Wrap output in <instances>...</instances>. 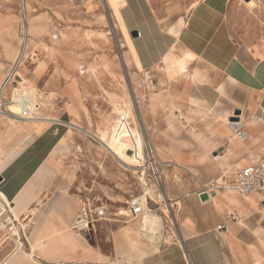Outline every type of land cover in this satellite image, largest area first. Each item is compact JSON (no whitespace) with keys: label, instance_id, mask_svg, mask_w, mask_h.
<instances>
[{"label":"crops","instance_id":"obj_1","mask_svg":"<svg viewBox=\"0 0 264 264\" xmlns=\"http://www.w3.org/2000/svg\"><path fill=\"white\" fill-rule=\"evenodd\" d=\"M127 1V27L142 34L133 42L143 70L132 62L153 89L144 104L148 136L158 157L173 165L165 191L179 203L175 236L169 238V231L157 248L140 236L138 220L119 214L139 191L119 213L96 217L91 236L71 231L85 199L76 192L81 153L71 129L54 121L95 124L97 132L115 121L110 126L92 94L96 88L84 85L74 69H57L32 52L20 81L37 92L41 115L49 119L0 117V203L7 208L0 210L6 224L0 227V254L6 255L0 264H264V193L223 192L205 201L196 195L227 172L264 160V46H241L264 45V0H251L255 7L202 0L177 36L162 28L149 0ZM142 19L154 28L138 26ZM3 24L0 84L17 55L15 32ZM235 117L244 140L229 123ZM65 139L66 152L56 148ZM231 213L235 221L228 219Z\"/></svg>","mask_w":264,"mask_h":264},{"label":"rangeland","instance_id":"obj_2","mask_svg":"<svg viewBox=\"0 0 264 264\" xmlns=\"http://www.w3.org/2000/svg\"><path fill=\"white\" fill-rule=\"evenodd\" d=\"M200 1L202 0H149L162 28L175 36L183 25V18ZM25 2L27 22L22 12L21 0H0V30H4L1 27L6 21L9 25L7 31L15 32L11 40L16 39L18 51L19 29L23 22L27 24L31 37L27 55L36 52L40 60H51L57 69H74V73L82 77L84 85L96 88L92 94L98 95V103L104 105L106 110L102 115L109 117L110 126L115 121L111 128L109 127L110 130L99 132L95 124H75L91 134L72 130L73 140L79 148L82 161L76 192L90 199L93 209L100 208L102 214L105 213L103 217H110L112 212H118L120 206H125L122 202L132 197L136 193L134 191H139V183L134 170L130 168L129 171H124L99 139L123 155L126 146L131 144L130 139L134 137V132L142 133L144 144L142 147L140 143V148L144 151L146 139L151 140L144 109L148 94L153 92L152 88H148L150 77L144 72L137 75L126 37L118 28L107 0ZM125 9L126 7H121L124 16ZM145 23L144 19L137 20L138 26H145L150 30L154 28L150 21H147V25ZM129 37L132 39L130 33ZM241 46L258 51V47L263 48L264 45ZM85 70L86 74L81 75V71ZM68 78L66 76V79ZM18 84L27 87L29 91L26 105L37 117H43V106L37 92L29 90L30 86L20 81V78ZM16 86L17 84L11 87L7 97H11ZM4 256L5 253L0 254V262Z\"/></svg>","mask_w":264,"mask_h":264},{"label":"built area","instance_id":"obj_3","mask_svg":"<svg viewBox=\"0 0 264 264\" xmlns=\"http://www.w3.org/2000/svg\"><path fill=\"white\" fill-rule=\"evenodd\" d=\"M117 2L119 4L127 2L128 4L127 0H117ZM21 8L27 22V5L25 0H21ZM141 36L142 34L139 32L138 37ZM30 38L27 24L23 22L19 29V48L17 55L11 63L8 73L0 84V117H9L12 120H36L30 116L29 110L26 107H24L23 115L12 113L9 109L10 105L13 104L12 94L11 97H7L8 91L11 87L16 84V87H19L18 79L30 57L27 55ZM255 121H261V118L256 117ZM54 122L67 125L70 129L72 128L71 124H66L60 120ZM229 123L232 124L236 133L239 134L238 137L241 140H244L246 135L241 131L243 127L242 121H231ZM72 129L74 131H79L74 126ZM172 167L173 165L171 163L163 162L158 157L154 144L151 140L146 139L144 162L141 166L135 167L133 171L139 183V194L131 198L126 214L121 215L131 220H138L140 222V236L149 243L151 242L147 239L145 231L141 227V219H144L145 214L147 213L161 215L164 220L165 228L163 230L162 242L157 248H161L163 243L166 242L165 238L167 239L169 231L171 234L169 235V238L175 236L174 228L178 222L177 216L180 211L179 203L170 199L165 191L169 172ZM223 192L236 193L246 197L256 193H264V160L252 163L241 169L237 168L234 171L227 172L221 179L212 180L203 185L196 195L200 199L202 196L206 195L209 199L215 194ZM189 197L190 195H186L184 198L187 199ZM149 201L154 202L156 208H151L149 206ZM80 203L81 210L70 229L75 233L91 236L92 231H94L93 224L96 221L95 216H101L102 211L99 208L93 209L90 199H82ZM0 210L4 213L7 208L0 203ZM229 218L234 221L236 220V216L233 213L229 215L228 219ZM222 228L224 227H218L219 230Z\"/></svg>","mask_w":264,"mask_h":264},{"label":"bare ground","instance_id":"obj_4","mask_svg":"<svg viewBox=\"0 0 264 264\" xmlns=\"http://www.w3.org/2000/svg\"><path fill=\"white\" fill-rule=\"evenodd\" d=\"M255 3L247 2V5H249V7H255ZM107 4L111 8V10L113 11L114 17L117 21L118 28L124 33V35L126 37V42L129 45L130 53L132 54V56L134 58V62L136 64L137 68L142 71L143 67H142V64L139 60L136 47L134 45L135 42H133V40L129 37L130 32H129V29L127 27L124 15H123L122 10H121V7L123 9V7L125 8L126 5H128L127 2H124L123 4H119L117 2V0H107ZM28 96H29V91L24 86L15 87L14 91L12 93L13 104L10 105V108H9L10 111L16 115H23L24 107H26L29 110L30 116L32 118L40 119L42 121H43V119H49V117H47V118H45V117L36 118L33 116L31 109L26 105V99ZM230 125H232V124H230ZM73 126L76 127V129L79 130L80 132H85V133L91 134L90 132L83 131L80 127L76 126L75 124H71L72 128H73ZM72 130L69 132V135H71L73 133ZM133 136L134 137L130 139L131 144H128L126 146V148L124 149L123 155H120L118 151L113 150L111 145L106 144L105 142H103L99 138L98 139L103 144V147L110 153V155H113V157H115L118 160V162L120 163V166L122 168H124L125 170H129L131 168L134 170L135 167L141 166L144 162V151L140 148V143L142 144V147H143V144H144L143 139L144 138H143L142 133L137 134L136 132H134ZM66 145H67V139L62 141L60 147H56V148H58L61 151L65 150V152H66L67 148H68ZM125 214H126V212L124 210H122L120 213V215H125ZM1 215H0V217H1ZM142 220H143V222H142ZM7 221H9V219ZM0 227L4 229L6 227V224L0 223ZM141 227L145 231V235H146L147 239L151 243H153L154 246L158 247L162 242L163 230L165 228L164 220H163L162 216H159L158 214H149V213L145 214L144 219L143 218L141 219Z\"/></svg>","mask_w":264,"mask_h":264},{"label":"water","instance_id":"obj_5","mask_svg":"<svg viewBox=\"0 0 264 264\" xmlns=\"http://www.w3.org/2000/svg\"><path fill=\"white\" fill-rule=\"evenodd\" d=\"M245 2H250L251 0H244ZM130 35L132 37V39H136L138 38L139 36V31L137 30H134V31H130ZM236 115H240V111H238L236 113ZM240 119L238 117H235V118H232L231 121H235V122H238ZM0 182H1V179H0ZM201 200L205 201V200H208V196L204 195L201 197Z\"/></svg>","mask_w":264,"mask_h":264}]
</instances>
